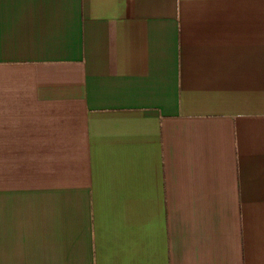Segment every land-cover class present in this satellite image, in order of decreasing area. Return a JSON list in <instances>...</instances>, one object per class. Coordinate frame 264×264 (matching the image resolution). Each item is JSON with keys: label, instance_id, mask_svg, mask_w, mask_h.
<instances>
[{"label": "crops", "instance_id": "obj_1", "mask_svg": "<svg viewBox=\"0 0 264 264\" xmlns=\"http://www.w3.org/2000/svg\"><path fill=\"white\" fill-rule=\"evenodd\" d=\"M0 264H264V0H0Z\"/></svg>", "mask_w": 264, "mask_h": 264}]
</instances>
